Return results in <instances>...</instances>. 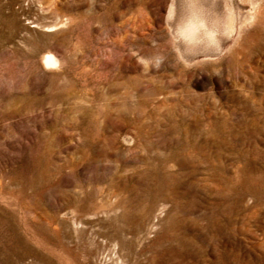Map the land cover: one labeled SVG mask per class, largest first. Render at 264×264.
I'll use <instances>...</instances> for the list:
<instances>
[{
	"label": "rangeland",
	"instance_id": "obj_1",
	"mask_svg": "<svg viewBox=\"0 0 264 264\" xmlns=\"http://www.w3.org/2000/svg\"><path fill=\"white\" fill-rule=\"evenodd\" d=\"M0 264H264V0H0Z\"/></svg>",
	"mask_w": 264,
	"mask_h": 264
},
{
	"label": "bare ground",
	"instance_id": "obj_2",
	"mask_svg": "<svg viewBox=\"0 0 264 264\" xmlns=\"http://www.w3.org/2000/svg\"><path fill=\"white\" fill-rule=\"evenodd\" d=\"M232 18L233 16L230 15ZM42 63L45 67H53L56 65L57 63V58L55 57V55L51 52H46L43 56H42Z\"/></svg>",
	"mask_w": 264,
	"mask_h": 264
}]
</instances>
